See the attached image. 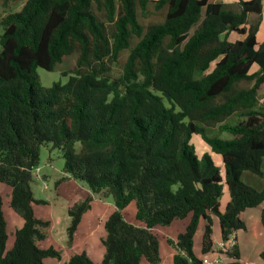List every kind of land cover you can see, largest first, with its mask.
Returning <instances> with one entry per match:
<instances>
[{"label": "trees", "instance_id": "1", "mask_svg": "<svg viewBox=\"0 0 264 264\" xmlns=\"http://www.w3.org/2000/svg\"><path fill=\"white\" fill-rule=\"evenodd\" d=\"M150 8L163 19L144 26L140 16ZM263 12L264 0H240L237 10L212 0H26L7 14L0 35V184L11 187L10 206L24 223L8 249L0 191V264L62 258L60 249L39 245L51 221L36 215L28 180L47 143L62 151L70 177L114 198L102 261L81 251L66 264H159L154 229L187 217L186 229L168 239L173 264H203L194 251L202 220L203 253L213 251L212 214L223 239L245 230L242 213L264 203V189L242 179L244 171L264 176V43L257 42ZM72 54L75 67L63 71L68 80L41 86L37 68L55 70ZM124 54L122 71L111 75ZM253 64L259 69L250 72ZM232 116L239 120L229 123ZM217 129L232 138L210 134ZM194 134L222 156L223 173L208 152L196 153ZM225 187L230 200L221 211ZM92 201L89 194L68 207L69 247ZM132 202L142 226L124 216ZM228 255V264H244L238 245Z\"/></svg>", "mask_w": 264, "mask_h": 264}, {"label": "rangeland", "instance_id": "2", "mask_svg": "<svg viewBox=\"0 0 264 264\" xmlns=\"http://www.w3.org/2000/svg\"><path fill=\"white\" fill-rule=\"evenodd\" d=\"M26 0H11L7 3H3L0 1V35L3 33V25L2 19L9 13L19 11L23 5L25 4ZM233 9L237 10V5H232ZM204 15V11L202 12V16ZM163 16L160 15L159 12H153L152 8H150L149 13L146 15L140 16L141 22L144 26H147L151 23L161 21ZM256 20V15L252 14L249 16V21L253 22ZM238 38V34L233 33L231 40ZM259 39L264 40V30L259 32ZM136 40H134L135 43ZM263 43L259 41V45ZM258 45V46H259ZM124 57L117 63H114L112 66V74L113 76L118 75L122 71V67L125 60ZM76 63V56L74 54L66 56L63 63L59 65V68L55 70L49 71L45 68L38 67L37 74L40 80V85L49 87L54 82H63L65 83L68 80V76L63 74V71H71L75 67ZM214 64H212L213 67ZM259 69L258 64H253L251 67L250 72H254ZM243 86L251 85L247 82L242 83ZM164 102L166 105H170V102L167 98H164ZM239 120L238 116H232L229 118V123H235ZM210 134L218 135L221 138L230 139L232 135L228 132H220L217 129L215 132L211 131ZM193 144L196 148V153L200 154L196 143L192 140ZM214 160L216 166L220 167L218 162L216 161L217 153L211 152L209 153ZM65 159L63 156L62 151L59 148H52L51 143H47L41 149L40 154V161L39 164L32 170V178L30 180V188L33 193L34 201V209L35 213L38 217L52 220V227L50 226L48 229V236L45 240L40 242L42 248H48L50 245H54L55 248L61 249L63 254L67 256V228L69 226V213L67 210L68 202L70 201L71 197L77 194L79 197H87L90 192V188L86 182L81 180H76L70 177L64 171ZM221 171H223L221 169ZM256 176L258 179H264V177L254 174L252 172H248ZM63 177H67L62 180L58 184V180L62 179ZM71 179V180H70ZM74 179V180H73ZM244 179L247 183H251L248 177L245 175ZM259 179V180H260ZM227 188H224L223 196L220 199V209H224L226 205V195L225 192ZM0 191L3 197V204L2 210L7 220V232H8V241H7V248L10 249L14 242V233L17 228L21 226V223L24 221L21 216H19L10 206V193L11 187L6 184H0ZM91 194V193H90ZM95 196L94 203L92 204V209L87 212L84 216V221L79 225L78 230L75 233L76 244L78 243L80 249H76L75 252L81 251H88L92 260L96 263L102 261L103 258V250L105 251L104 244L102 243V236L105 237V227L104 221L106 220L108 215L112 212L114 205V198L111 193L109 192H101V193H94L92 192V196ZM136 205L135 202L129 204L124 210V216L127 221H137L139 222L136 217ZM52 216H54L52 218ZM213 224L214 221L217 223V216L212 214ZM179 227L182 225L183 222H177ZM203 225L199 227L198 231L195 234L194 239V251L196 255L200 258L209 257L210 253H203L199 250L198 243H200L201 232L203 230ZM95 228V230H94ZM91 230V231H90ZM90 233L89 242L83 241L84 235L88 232ZM242 231V230H240ZM94 233V234H93ZM159 234V241L161 244V252L164 255V263L163 264H173V258L171 257V253L175 250V248L168 243V238L170 237H177V233H173L169 230V227H159L157 230ZM245 234V233H242ZM198 235V236H197ZM74 244V243H73ZM74 252V253H75ZM204 256V257H203ZM245 256V255H244ZM171 257V259H170ZM64 261V260H63ZM68 258L61 264H66ZM143 264H151L147 260L142 261Z\"/></svg>", "mask_w": 264, "mask_h": 264}, {"label": "crops", "instance_id": "3", "mask_svg": "<svg viewBox=\"0 0 264 264\" xmlns=\"http://www.w3.org/2000/svg\"><path fill=\"white\" fill-rule=\"evenodd\" d=\"M212 1H214V2H223V3H226V4H230V5H237L240 0H212ZM261 30H264V12H263V17H262V20H261V24H260L259 30L257 32L258 45H259V41L264 43V40H260L259 39V32H261ZM232 35L233 34H231L230 38L232 37ZM262 94H264V90H263ZM192 140H194V142L196 143L197 149H198V151L200 153V154H198L199 156H202L206 152L210 153V151L213 153V151L210 148V146L207 145L204 142V140L202 139V137L200 135L194 134L192 139H191V141ZM216 161L220 165V167H219L220 170L221 169L223 170L222 171V173H223L224 172V162H223L222 156L220 154H218V153H217V156H216ZM262 170H263V173H264V160H263V164H262ZM248 172L249 171H244L242 173L243 181L246 182L245 179H244V176L246 175L248 177V179L250 181H252L250 184L246 182L247 184L255 187L258 190H263L264 189V179H260L259 178L260 179L259 180L256 176H254L253 174L248 173ZM254 174H256V173H254ZM262 177H264V176H262ZM225 192H227V195H226V205H227L228 201L230 200V193H229L228 188H227V190ZM88 193L92 194V191H90ZM224 194H226V193H224ZM78 198H84V197H79L77 194H75L74 196L71 197L70 201L68 202V205L70 206L73 203V201L75 199H78ZM94 199H95V196L93 195V201H94ZM93 201H92V204L94 203ZM226 205H225V208H226ZM68 207H67V210H68ZM225 208L223 210L221 209V211H224ZM91 209H92V206H91L90 210ZM114 209L115 208H113V210ZM124 210H123V213H124ZM263 210H264V203H262L261 205H259L257 207L246 209L241 215L242 219L246 223V229L242 230V231L234 232V234L236 236V239H237V245L239 246V250H240V261L242 263H244V264H246V263L264 264V259L262 258V252L264 251V222H263V217H262ZM87 212L84 213L81 223L84 221V216L87 214ZM109 215H108V217H109ZM53 217L54 216H52V218ZM135 217H136V215H135ZM68 218H69V221H70V216ZM106 220H103L104 221V225H105V221ZM189 220H190V217H187L185 219L176 220L171 225H169L167 227H169V230L171 232L177 233V236H178L179 233L183 232L186 229V226L189 223ZM50 221H51V227H52V225H53L52 224V220H50ZM179 221L183 222L180 227H179V225H177L178 224L177 222H179ZM130 222L134 223L136 225H140V226L143 225V223L137 222V221H130ZM23 223H24V221L21 223V226L23 225ZM214 223L215 224H213V229H214V233H213V241H214L213 251L209 252L210 255L207 258L212 260V261H217L214 264H228L231 261V258L228 255L229 252L221 251V249L219 248V243H220V241L223 240V237L221 235L220 221H219L218 216H217V223L215 221H214ZM68 224H69V222H68ZM202 224H204L203 225V230L201 232L200 243H198V247H199V250L201 252H202V240H203V234H204V228H205V220H202L200 222L199 227H201ZM159 227H162V226H159ZM159 227H156L154 230L155 231L159 230ZM164 227H166V226H164ZM199 227H198V230H197L198 233H199ZM94 230H95V228H94ZM90 231L87 234L84 235L83 241L89 242V239H90L89 236H90V233H91ZM242 233H245V234H242ZM105 234H106V232H105ZM103 238H104V236H102L101 239H103ZM169 238L174 240L177 237L175 238V237H170L169 236ZM39 245H40V243H39ZM50 246H54V245H50ZM76 249L78 250V249H80V247H79L78 243L76 244V238H74V244L71 247H69L67 245V256H66V254L64 255L63 252H62L61 260H57V259H54V258H48L47 262L51 263V264H61L62 262H64L66 260V258H68V260H69L70 257L72 256V254L76 251ZM160 251H161V244H160ZM86 252L89 254L88 251H86ZM102 252H103V255H104V250ZM174 254H175V250L171 253V257L172 258L174 257ZM89 256H90V254H89ZM161 257H162V260H161V262L159 264H163L164 261H165L164 260V255H163L162 252H161ZM171 257H170V259H171ZM142 264H143V262H142Z\"/></svg>", "mask_w": 264, "mask_h": 264}, {"label": "built area", "instance_id": "4", "mask_svg": "<svg viewBox=\"0 0 264 264\" xmlns=\"http://www.w3.org/2000/svg\"><path fill=\"white\" fill-rule=\"evenodd\" d=\"M235 245H237V239L234 232H232L231 234H229L227 239H223L222 241H220L219 248L221 249V251L229 252ZM215 262L217 261H212L206 257L203 258V264H214Z\"/></svg>", "mask_w": 264, "mask_h": 264}, {"label": "water", "instance_id": "5", "mask_svg": "<svg viewBox=\"0 0 264 264\" xmlns=\"http://www.w3.org/2000/svg\"><path fill=\"white\" fill-rule=\"evenodd\" d=\"M32 178V175L31 174H29L28 175V180H30Z\"/></svg>", "mask_w": 264, "mask_h": 264}]
</instances>
